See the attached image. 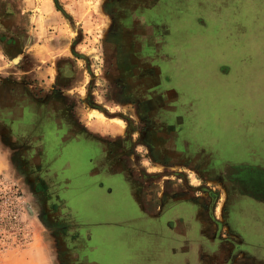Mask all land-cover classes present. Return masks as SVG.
I'll return each instance as SVG.
<instances>
[{
  "label": "rangeland",
  "instance_id": "obj_1",
  "mask_svg": "<svg viewBox=\"0 0 264 264\" xmlns=\"http://www.w3.org/2000/svg\"><path fill=\"white\" fill-rule=\"evenodd\" d=\"M184 1L176 30L181 38L180 61L185 66L181 72L184 82L186 79L192 82L198 98L196 121L186 125V133L194 135L203 143L201 146H211L213 152L221 154L226 172L236 174L244 170L239 174L243 186L256 198L264 197V171L260 170H264V0ZM102 2L0 0V38L13 34L17 43L23 41L25 47V55L14 52L10 56L0 46V89L9 90L8 84L19 79L23 71L28 72L29 83L35 75L50 83L56 64L70 62L75 75L72 87L80 91L78 95L85 98L90 93L95 101L111 110H123L107 96L114 84L104 74L103 37L108 18L101 8ZM199 16L203 17L204 26L198 24ZM226 63L232 66L229 73L224 71ZM221 64L223 72L218 68ZM171 86L175 87L173 83ZM10 102L0 98V110L4 109L0 115L12 116L17 121L19 113L5 111L4 106ZM83 107V117L94 131L106 136L124 135L126 120ZM5 123L0 118V264H59L50 228L40 218L34 195L20 169L42 168L51 187L66 185L67 176L59 173V167H53V161H42L39 154L23 158L33 148L28 142L31 138H22V129L15 128L16 122L13 128ZM133 138H137L135 133ZM147 150L136 143L128 165L148 174L143 185L153 204L152 212L158 211L165 184L169 182L171 190L184 189L192 195L198 194L196 189L200 186L220 192L216 204V216H220L225 193L219 180L205 181L194 168L154 162ZM19 152L21 156L16 161L13 156ZM73 153L72 176L76 177L87 162L81 148ZM179 170L183 175H177ZM73 182L79 186L83 183L75 178ZM72 194L78 208L87 203L97 208L105 220L97 239L104 248V263L99 258L96 264H182L184 256L159 255V241L150 234L129 229L119 233L114 228V225L123 227L124 217L134 209L122 194L96 190L87 194L75 190ZM249 199L243 197L242 202L254 210L245 214L247 236L251 232L256 234L262 226L257 221V206L249 203L257 204V200ZM71 226L80 232L82 225L77 219ZM66 249L65 245L61 247L62 251ZM190 259V264L208 262L207 257L199 255ZM226 260L229 257H216L211 264H223ZM231 264H260V257H233Z\"/></svg>",
  "mask_w": 264,
  "mask_h": 264
},
{
  "label": "flooded vegetation",
  "instance_id": "obj_2",
  "mask_svg": "<svg viewBox=\"0 0 264 264\" xmlns=\"http://www.w3.org/2000/svg\"><path fill=\"white\" fill-rule=\"evenodd\" d=\"M184 2L103 0L101 8L108 18L103 37L104 74L114 84L107 96L111 102L120 104L121 111L95 101L90 93L85 98L78 95L80 91L72 87L75 75L70 62L56 64L50 83L38 75L29 83L28 72L23 71L19 79L8 84L9 90L0 89V98L12 101L4 106L5 111L19 113L17 121L8 115L0 118L11 128L16 122L15 128L22 129V138H31L28 142L33 144L22 157L39 154L42 161H53V167H59V173L67 176L66 185L51 187L42 168L20 169L34 195L40 218L50 228L59 264H96L104 258V248L97 239L105 220L97 208L87 203L78 208L73 203L75 190L83 194L94 190L122 194L134 209L124 217L123 227L114 225V228L119 233L129 229L150 234L159 241V255L184 256L182 264H190V257L197 255L208 258L204 264H211L216 257H229L223 264H231L233 257L258 255L260 264H264V197L256 198L243 186L239 174L244 170L236 174L226 172L221 154L213 152L211 146H201L202 142L186 133L188 117L197 118L198 100L191 104L181 88L183 69L177 72L175 88L171 86L173 77L168 71L170 60L166 52L157 57V23L165 22V26L171 23ZM177 19L179 23L180 17ZM165 45L163 42L162 46ZM0 46L10 56L14 52L25 55L23 41L18 44L13 34L0 38ZM1 84L5 85V81ZM83 106L105 112L110 118L126 120L124 135L106 136L94 131L83 117ZM134 133L137 138H133ZM136 143L147 147L154 162L194 168L205 181L219 180L225 193L220 216H216L220 192L200 186L196 189L198 194L192 195L184 189L171 190L169 182L165 184L158 211L152 212L153 204L143 185L148 174L128 165ZM80 148L87 167L73 177V151L77 153ZM20 156L21 152L13 158L17 161ZM178 172L177 175H183ZM74 178L82 185L74 183ZM243 197L257 200V204L249 203L257 206V221L262 225L250 236L245 233V214L254 210L242 204ZM77 219L82 225L80 232L71 226ZM63 245L68 250L62 251Z\"/></svg>",
  "mask_w": 264,
  "mask_h": 264
},
{
  "label": "trees",
  "instance_id": "obj_3",
  "mask_svg": "<svg viewBox=\"0 0 264 264\" xmlns=\"http://www.w3.org/2000/svg\"><path fill=\"white\" fill-rule=\"evenodd\" d=\"M174 20L170 23H167V26L164 25L165 22H161L160 24L157 23L156 26V32H155V36H156V40H157V46H156V50H157V57L162 56V52H166L165 55H167V57L169 58V62H168V71L169 73L172 75L173 77V85L177 86V79L174 77V73H176L177 76V72L182 68H184L185 66L183 64H181V56L180 55V37L179 35L176 34V30L179 29L177 27V25H180V22L178 23L176 21L177 18L180 17V13L177 16H173ZM178 20V19H177ZM203 20L202 16L197 17V22L200 26H204L202 25L201 21ZM204 21V20H203ZM166 43L165 46H162V43ZM160 54V56H159ZM164 55V54H163ZM223 64L219 65V71L223 72V70L221 69V67ZM232 66H229L227 63L225 65V69L224 71L227 70L226 73L231 72ZM186 82H184V85L181 87L183 89V92L186 96V98L188 100H190L191 104L198 100L196 92H194L193 89V84L192 82H190V80L186 79ZM197 105V104H195ZM186 114H188V112H186ZM196 118H192V117H188L186 124L190 125L191 123L195 122ZM194 135H191V138H193ZM195 138V137H194ZM196 139V138H195ZM197 140V139H196ZM250 160V159H249ZM259 161V160H256ZM253 163V162H252Z\"/></svg>",
  "mask_w": 264,
  "mask_h": 264
}]
</instances>
